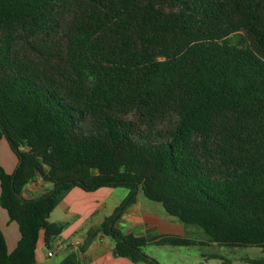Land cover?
<instances>
[{"label":"trees","instance_id":"16d2710c","mask_svg":"<svg viewBox=\"0 0 264 264\" xmlns=\"http://www.w3.org/2000/svg\"><path fill=\"white\" fill-rule=\"evenodd\" d=\"M2 137L20 236L8 251L0 229V264H39L73 187L129 190L89 235L132 262L159 264L147 245L264 247V0H0ZM36 176L50 188L24 198ZM138 192L206 239L124 234Z\"/></svg>","mask_w":264,"mask_h":264},{"label":"crops","instance_id":"0c3cea01","mask_svg":"<svg viewBox=\"0 0 264 264\" xmlns=\"http://www.w3.org/2000/svg\"><path fill=\"white\" fill-rule=\"evenodd\" d=\"M18 159L5 138H0V166L7 173H12ZM50 188L48 182L39 176L25 184L21 190L24 198L41 195ZM129 190L125 187H100L94 191H85L79 187L71 188L50 212L48 222L58 228L57 234L51 235L48 244L44 241L41 230L37 240L35 259L39 264H60L71 252L75 253L78 264H149L144 261L132 262L114 252V241L106 234L89 235V231L100 225L127 197ZM137 193L135 201L126 206L116 219L114 226L124 234L134 236L177 235L182 234L183 226L177 217L169 215L159 205H150L140 199ZM155 202V201H153ZM163 207V206H162ZM0 229L5 237L8 251H11L19 239L17 224L9 221L6 211L0 206ZM214 244V243H210ZM156 246L157 248H154ZM165 246L147 245L145 252L156 259L162 253L168 255ZM161 247L162 249H159ZM48 252L51 255H48ZM168 252V253H167Z\"/></svg>","mask_w":264,"mask_h":264},{"label":"rangeland","instance_id":"374dc122","mask_svg":"<svg viewBox=\"0 0 264 264\" xmlns=\"http://www.w3.org/2000/svg\"><path fill=\"white\" fill-rule=\"evenodd\" d=\"M140 199L150 205H159V202H153L145 198L140 192ZM183 226L182 234L188 238L196 240H205L206 234L196 225H188L176 218ZM157 248L156 246H153ZM172 255V260L163 253L159 256V264H264V247L246 246L232 247L216 244H193L186 246H165ZM159 248V247H158ZM159 249H162L161 247ZM168 253V252H167Z\"/></svg>","mask_w":264,"mask_h":264},{"label":"built area","instance_id":"2783aa9c","mask_svg":"<svg viewBox=\"0 0 264 264\" xmlns=\"http://www.w3.org/2000/svg\"><path fill=\"white\" fill-rule=\"evenodd\" d=\"M48 255H51V253H50V252H48Z\"/></svg>","mask_w":264,"mask_h":264}]
</instances>
